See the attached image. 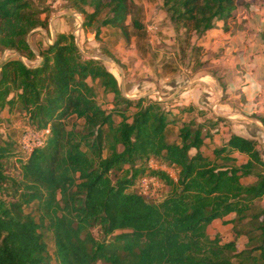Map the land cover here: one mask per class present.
I'll use <instances>...</instances> for the list:
<instances>
[{
    "label": "trees",
    "instance_id": "16d2710c",
    "mask_svg": "<svg viewBox=\"0 0 264 264\" xmlns=\"http://www.w3.org/2000/svg\"><path fill=\"white\" fill-rule=\"evenodd\" d=\"M46 1L0 0V50L36 59L27 36L48 26L36 3ZM65 1L96 39L109 27L126 40L129 26L146 35L130 0ZM161 1L186 40L230 19L240 3ZM37 43L39 64L9 58L0 65V124L6 110L22 118L20 137L27 128H49L31 153L21 149L20 137L17 148L0 132V264H51L44 230L58 264H264V206L256 203L264 197V159L257 140L231 133L204 155L210 128L224 119L198 121L205 112L191 104L172 112L146 96L125 97L115 75L101 60L83 57L70 32ZM96 86L111 96L109 109L98 102ZM11 158L19 179L7 173ZM150 160L175 178L150 168ZM144 176L166 190L142 194ZM227 217L233 239H211L209 226Z\"/></svg>",
    "mask_w": 264,
    "mask_h": 264
},
{
    "label": "rangeland",
    "instance_id": "374dc122",
    "mask_svg": "<svg viewBox=\"0 0 264 264\" xmlns=\"http://www.w3.org/2000/svg\"><path fill=\"white\" fill-rule=\"evenodd\" d=\"M130 2L132 6H135L134 9L137 10V14L143 19L146 35L143 34V31L137 32L129 26L128 40L123 36L121 30L115 27L104 28L99 38L96 39L91 30L85 31L82 27L83 16L65 0H48L45 3L36 2L39 9L44 12L41 16H47L48 21V26L46 28L38 27L32 30L27 36L28 43L36 54V59L29 61L22 57L19 52L5 49L0 50V65L3 61L9 58H19L25 63L37 65L38 61L41 59L37 56V42L42 46H46L54 41L49 37L47 42H45L42 33L46 32L49 36L51 32L56 33L57 27L53 24V20L56 19L57 21H60L61 19H64V22L68 21V26L66 25L67 27H64L65 33L70 32L74 35L75 42L83 57L89 58L91 55L111 59L108 61H101L105 64L107 69L115 75L125 97L136 99L140 93L153 100H159L165 107L170 108L171 100L180 98V94L185 90H189L190 88H193V90H195L194 88L200 89V84L206 85L207 87L205 86V88L207 89H214V86H216L215 82L208 83L206 80L199 79L197 75L193 74L194 70L199 69V67L203 65L202 62H197L195 60V66L191 73H187L186 70L182 71L185 69L187 63L194 60L193 58H197L193 56V53H190L193 52L196 47L191 45L189 40L184 38V31L182 28H175L171 24V21H166L168 15H165L161 10V4L158 0H130ZM242 2L243 0H240L239 5H241ZM252 3L255 2L250 1V3L247 4L250 5ZM262 3L264 4V2ZM263 4L260 3L261 6H264ZM134 12L136 13V11ZM39 36H41L40 40H37ZM172 38L175 40L173 41ZM162 49L165 52H175V55H169L165 52L161 53L160 50L162 51ZM153 54H155L156 57H152ZM174 60L176 61L174 62ZM174 63L180 64L182 69L178 66H176V69L171 68ZM169 71H172L173 73ZM169 73H172V78L176 81H171V79H168L169 81H167L165 79L167 74L170 75ZM208 81L211 82L210 80ZM174 82L178 83H175L174 85ZM168 84L174 85V87L172 86L173 89H171ZM141 86H144V88L147 86V89H141ZM135 87H137L138 90H136ZM153 88L157 89V91L160 90L162 93L158 94V92L152 91ZM96 90L98 94V102L103 108L109 109L111 107L109 102L111 96L103 95L98 86H96ZM178 90H180V93H177ZM202 110L205 112L204 114H207L211 113V110H214V107H212V109L206 107V109ZM1 117L3 118V121L0 124L1 134L4 137H9L11 140L15 141V146L18 148V140L24 129L22 127V118L15 114L10 115L6 110L1 113ZM203 118L204 116H199L198 120L202 121ZM210 118H214L212 117V114H210ZM78 124H81V121H79ZM229 125L230 124H224L223 128H226ZM223 128H219L218 132L212 131L210 133L212 134L211 139H208L206 144L201 148L204 155L209 156L214 147L222 146L227 138V136H225L227 131L231 130L230 128ZM28 129L31 128H27L26 130ZM171 129L173 130L174 128L172 127ZM175 136L176 129L174 131H169L168 140H174ZM194 152L195 151L192 150L190 154L192 155ZM242 159L243 158L240 156V161H242ZM156 164L158 163L155 162L154 166ZM158 165L160 166V164ZM18 166V161H16L15 158L9 160L7 173L10 178H20V169ZM168 171L173 174L175 178V173L172 170H169V168ZM149 187V195L151 196L155 194L157 190L159 193L166 190L165 187L161 190L162 187L160 183H156V185L150 184ZM139 189L141 191L140 185ZM256 203L260 206H264V197L262 200H257ZM231 217L215 220L209 226L208 231L211 239L216 236H219L222 242H227L233 239L234 232L232 224L227 222L228 218ZM44 238L51 254V264H58L53 256L54 243L50 231L44 230Z\"/></svg>",
    "mask_w": 264,
    "mask_h": 264
},
{
    "label": "crops",
    "instance_id": "0c3cea01",
    "mask_svg": "<svg viewBox=\"0 0 264 264\" xmlns=\"http://www.w3.org/2000/svg\"><path fill=\"white\" fill-rule=\"evenodd\" d=\"M250 1L256 4L248 5ZM158 2L161 4V10L168 15L162 6V1L158 0ZM262 2L264 0H243L241 5L236 6L230 19L218 21L216 26L201 38L190 37L189 43L196 47L190 53L197 58L187 63L182 71L191 73L195 60L202 62L203 65L194 70L193 74L208 83L215 82L216 86L214 89H207L206 85L200 84V89L185 90L180 94V98L171 100L170 108L172 112H176L177 106L189 104L196 106L198 110L214 107V110L205 114L204 118H210L212 114L214 118L210 119L222 118L224 121H220L213 129L210 128V133L218 132L224 124H230L223 128L231 129L225 136L228 137L229 134L234 133L257 140L262 145L261 154L264 159V6L260 5V3L263 4ZM167 17L166 21H170L169 16ZM53 24L57 27V31L51 32L50 36L43 32L45 42L49 37L55 40L57 33H65L64 27L68 26V21L54 19ZM40 37L37 40H40ZM160 52L165 51L162 49ZM165 53L175 55V52L166 51ZM152 57L156 55L153 54ZM40 62L41 59L37 64ZM176 66L182 69V66L176 63L171 68L176 69ZM172 73L167 74L165 78L167 81L174 80ZM175 83L178 82L173 84ZM174 85L168 84L171 89ZM137 87H135L136 90H138ZM144 89H147V86ZM152 91L162 93L154 88ZM177 93H180V90ZM142 96L144 94L139 93L137 98Z\"/></svg>",
    "mask_w": 264,
    "mask_h": 264
},
{
    "label": "built area",
    "instance_id": "2783aa9c",
    "mask_svg": "<svg viewBox=\"0 0 264 264\" xmlns=\"http://www.w3.org/2000/svg\"><path fill=\"white\" fill-rule=\"evenodd\" d=\"M49 134V128H45L42 129L40 131H36L34 129H28L25 130V132L21 135L19 143H20V147L21 149L26 152V153H31L33 151L34 148L39 147L42 145L45 136ZM155 161L150 160L148 162V166L150 168H159L161 170L166 171L170 176L174 177L173 174H171L168 171V167H166L165 165H158L156 164L154 166ZM169 170H172L169 168ZM173 171V170H172ZM174 172V171H173ZM156 183H159V181L155 178V177H151V176H144L143 178H141L140 180V188H141V193L144 195H147L150 193V184L152 185H156Z\"/></svg>",
    "mask_w": 264,
    "mask_h": 264
},
{
    "label": "water",
    "instance_id": "95a60500",
    "mask_svg": "<svg viewBox=\"0 0 264 264\" xmlns=\"http://www.w3.org/2000/svg\"><path fill=\"white\" fill-rule=\"evenodd\" d=\"M79 51H80V50H79ZM37 56L40 57L38 53H37ZM89 58L98 59V60H102V61H108V60H111V59H109V58L100 57V56H96V57H95V56H91V55L89 56ZM121 91H122V89H121ZM158 101H159V100H158Z\"/></svg>",
    "mask_w": 264,
    "mask_h": 264
}]
</instances>
